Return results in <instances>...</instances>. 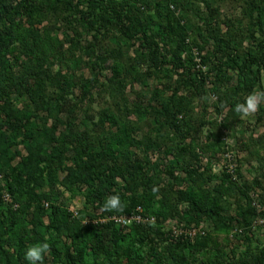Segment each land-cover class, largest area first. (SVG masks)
I'll list each match as a JSON object with an SVG mask.
<instances>
[{
  "label": "rangeland",
  "instance_id": "obj_1",
  "mask_svg": "<svg viewBox=\"0 0 264 264\" xmlns=\"http://www.w3.org/2000/svg\"><path fill=\"white\" fill-rule=\"evenodd\" d=\"M247 57L264 89V0H0L11 263L47 242L43 264H264V104L234 111ZM114 194L123 212L102 211ZM136 205L157 224L107 222Z\"/></svg>",
  "mask_w": 264,
  "mask_h": 264
},
{
  "label": "clouds",
  "instance_id": "obj_2",
  "mask_svg": "<svg viewBox=\"0 0 264 264\" xmlns=\"http://www.w3.org/2000/svg\"><path fill=\"white\" fill-rule=\"evenodd\" d=\"M264 104V89H255L248 94L243 103L235 105L234 111L241 116V118H247L250 115L255 114L260 105ZM158 189L153 188V192ZM125 207L119 194L110 195L105 200L102 211L104 212H123ZM51 246L47 242L29 245L25 251V260L29 264H43L45 255L50 252Z\"/></svg>",
  "mask_w": 264,
  "mask_h": 264
},
{
  "label": "built area",
  "instance_id": "obj_3",
  "mask_svg": "<svg viewBox=\"0 0 264 264\" xmlns=\"http://www.w3.org/2000/svg\"><path fill=\"white\" fill-rule=\"evenodd\" d=\"M107 222H113L115 225L120 226L122 228L128 227V225L133 224H141V225H146V227L150 226H155L157 224V221L153 217H148L144 215V212L140 209L137 208L135 209L130 215L127 217H112L111 219H108ZM104 223H106L104 221ZM186 229H179L178 227L172 226L169 231H172L174 235L176 236H184V237H189V238H194L196 237V232L195 231H185Z\"/></svg>",
  "mask_w": 264,
  "mask_h": 264
},
{
  "label": "trees",
  "instance_id": "obj_4",
  "mask_svg": "<svg viewBox=\"0 0 264 264\" xmlns=\"http://www.w3.org/2000/svg\"><path fill=\"white\" fill-rule=\"evenodd\" d=\"M97 6H103V2H99V3H95ZM249 58V57H247ZM256 61L255 59L249 58V59H245L244 62L241 65H236V68L239 72L240 77L245 81L246 85V89L248 93H251L254 90V85H249V83L251 82V68L253 66L256 65ZM260 75V69L258 68L256 73H255V77L256 79L259 78ZM248 86V87H247ZM140 208L142 211V206L140 205H136L130 212H128L126 215L132 213L135 209ZM110 227H107V229ZM106 229V228H105ZM106 229V230H107ZM0 257H2V259L6 262V264H12L11 261L6 257L5 253H4V249L3 246L0 245Z\"/></svg>",
  "mask_w": 264,
  "mask_h": 264
}]
</instances>
